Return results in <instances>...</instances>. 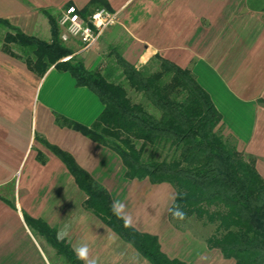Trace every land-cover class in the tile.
Listing matches in <instances>:
<instances>
[{
	"label": "crops",
	"instance_id": "obj_1",
	"mask_svg": "<svg viewBox=\"0 0 264 264\" xmlns=\"http://www.w3.org/2000/svg\"><path fill=\"white\" fill-rule=\"evenodd\" d=\"M23 1L0 0V18L43 40L50 38V29L38 9L59 14L67 4L82 9L89 2ZM107 1L126 33L122 58L142 66L158 54L188 68L220 114L225 134L236 140L239 151L255 158V168L264 178V11L250 9L247 0ZM16 69L14 78L0 72V264H50L41 248L53 250L32 234L23 214L45 222L57 237L70 224L69 236L60 240L72 251L74 245L87 242L98 264H149L83 209L85 195L39 142L35 148L40 149L39 144L44 148L47 161L37 162L35 133L71 154L112 200L123 201L133 217L132 227L157 236L168 257L186 264H232L205 246L191 261L172 252L170 241L181 234L168 221L173 188L124 178V167L114 152L55 125L53 112L89 125L102 110L92 92L76 87L68 73L54 68L42 78L20 66ZM10 182H14V208L5 202Z\"/></svg>",
	"mask_w": 264,
	"mask_h": 264
},
{
	"label": "trees",
	"instance_id": "obj_2",
	"mask_svg": "<svg viewBox=\"0 0 264 264\" xmlns=\"http://www.w3.org/2000/svg\"><path fill=\"white\" fill-rule=\"evenodd\" d=\"M262 4L264 0H247L250 9L264 11ZM99 9L113 12L107 0H89L79 12L86 18ZM37 11L47 19L50 38L28 35L0 18L1 52L23 62L38 78L50 68L68 73L76 87L88 89L102 105L101 112L89 125L53 112L55 125L114 152L124 167V178L146 179L153 185L169 184L175 192L169 209L179 206L186 213L184 220H178L168 209L169 222L175 221L177 228V221L194 218L213 226L204 240L209 251H216L232 264H264V178L255 168V158L239 151L236 140L224 134L220 114L191 71L158 54L147 64L136 66L113 49L110 51L113 64L88 68L75 54L78 49L75 43L61 42L58 14L49 9ZM148 66H155V70L147 72ZM120 78L156 114L142 103L132 102L124 85L113 80ZM34 140L64 165L85 195L83 209L149 264H186L168 257L157 236L134 227L125 228L123 221L112 214L109 192L71 154L37 133ZM157 153L164 155L160 158ZM36 160L43 164L46 158L37 151ZM6 203L14 208L13 203ZM23 219L32 234L51 248L62 264H82L70 245L58 239L55 229L26 214Z\"/></svg>",
	"mask_w": 264,
	"mask_h": 264
},
{
	"label": "rangeland",
	"instance_id": "obj_3",
	"mask_svg": "<svg viewBox=\"0 0 264 264\" xmlns=\"http://www.w3.org/2000/svg\"><path fill=\"white\" fill-rule=\"evenodd\" d=\"M258 1V0H253ZM57 14V13H55ZM119 18V17H118ZM41 30L44 31V26H40ZM121 26L119 24H116L108 29L105 30V32L100 37L97 44L88 52L83 53H77L79 54V57L83 59L84 64L88 68H94L97 65H102L103 67H106L107 65L112 62L113 64V58L110 55V51L116 50L118 53H120L123 46H125L127 39L125 36V32L121 30ZM125 33V34H124ZM2 35V32L0 31V37ZM46 36H48V30L46 31ZM112 38L115 40L113 41ZM0 72L4 76H8L11 78L16 77V73L19 71L16 69V67H22L24 70L29 72L23 62L20 60H17L13 57H10L9 55L4 54L0 50ZM155 70V66L151 67L148 66L147 72H152ZM31 73V72H29ZM6 74V75H5ZM32 74V73H31ZM116 75L119 74V70ZM116 82H121L127 92V96L131 99L134 103H142L145 107H147L148 111L156 114V112L148 105L146 100L140 95L132 91L126 83L123 81L122 78L120 79H113ZM225 134V132H224ZM39 135V134H38ZM40 137L44 138L42 135H39ZM34 139V135H33ZM45 139V138H44ZM34 142V151L41 152L47 161V157L44 154L45 150L44 148L39 144L40 149H36L35 147L38 146V142L36 140H33ZM44 152V153H43ZM164 152V151H163ZM165 153V152H164ZM164 153L162 155L160 153H157L158 157L162 158ZM36 157V156H35ZM45 161V163H46ZM43 163V164H45ZM41 164V163H40ZM42 164V165H43ZM14 182H10L5 187V192L8 197V200L11 203H15L14 197L12 194H14ZM169 221V219H168ZM171 227L175 228V230L179 231L181 234L177 235L172 239L170 242L171 245H169L170 250L177 255L186 258L187 260L191 261L194 255H196L198 252L203 250L204 246L206 247V244L204 242L205 238L209 236L213 231V226L211 225H203L200 221L190 218L188 220H185L183 222L177 221L178 227H175V221L169 222ZM42 244V243H41ZM43 245V244H42ZM41 245V246H42ZM44 246V245H43ZM46 255L47 259L49 260L50 264H62V260L58 257L56 258L54 253L50 251L49 249L41 248Z\"/></svg>",
	"mask_w": 264,
	"mask_h": 264
},
{
	"label": "built area",
	"instance_id": "obj_4",
	"mask_svg": "<svg viewBox=\"0 0 264 264\" xmlns=\"http://www.w3.org/2000/svg\"><path fill=\"white\" fill-rule=\"evenodd\" d=\"M117 22L118 12L99 9L84 18L80 15L79 9L73 5L64 7L56 19L61 42L75 43L78 48L75 54L91 50L105 30L116 25Z\"/></svg>",
	"mask_w": 264,
	"mask_h": 264
},
{
	"label": "clouds",
	"instance_id": "obj_5",
	"mask_svg": "<svg viewBox=\"0 0 264 264\" xmlns=\"http://www.w3.org/2000/svg\"><path fill=\"white\" fill-rule=\"evenodd\" d=\"M112 214L117 218L123 221V226L129 228L133 226V217L131 213L127 211V205L116 198H113L111 204ZM169 212L174 219L184 220L186 213L180 209L179 206L170 208ZM71 225L66 223L62 229L58 232V239L67 238L69 236V230ZM114 237H109L110 242ZM73 252L76 258L83 262V264H98V259L90 255V247L87 242H81L73 246Z\"/></svg>",
	"mask_w": 264,
	"mask_h": 264
}]
</instances>
